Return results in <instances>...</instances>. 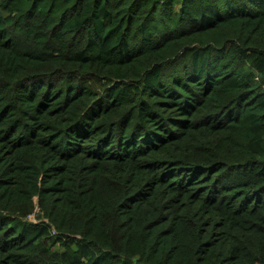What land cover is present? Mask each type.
I'll return each instance as SVG.
<instances>
[{
  "label": "trees",
  "instance_id": "16d2710c",
  "mask_svg": "<svg viewBox=\"0 0 264 264\" xmlns=\"http://www.w3.org/2000/svg\"><path fill=\"white\" fill-rule=\"evenodd\" d=\"M0 264H264V0H0Z\"/></svg>",
  "mask_w": 264,
  "mask_h": 264
},
{
  "label": "rangeland",
  "instance_id": "374dc122",
  "mask_svg": "<svg viewBox=\"0 0 264 264\" xmlns=\"http://www.w3.org/2000/svg\"><path fill=\"white\" fill-rule=\"evenodd\" d=\"M29 220H30L31 222H33V223H37V222H38V220L36 219V216H35V215H31V216L29 217Z\"/></svg>",
  "mask_w": 264,
  "mask_h": 264
}]
</instances>
